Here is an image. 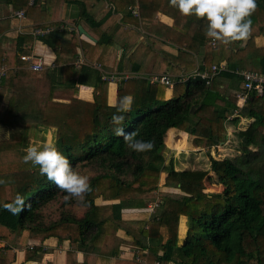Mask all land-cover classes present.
Listing matches in <instances>:
<instances>
[{
  "label": "trees",
  "instance_id": "16d2710c",
  "mask_svg": "<svg viewBox=\"0 0 264 264\" xmlns=\"http://www.w3.org/2000/svg\"><path fill=\"white\" fill-rule=\"evenodd\" d=\"M39 1L45 2L36 0L34 5ZM59 1L78 4L81 17H89L90 4H102V0ZM108 1L116 10H125L127 15L131 14L128 6L135 2ZM136 1L141 18L152 19L160 11L173 19L171 34L166 38L179 46L177 56L171 59L185 70L194 66L182 60L187 52L202 53L200 70L209 71L211 65L221 62L225 63L226 70L214 75L210 83L199 77L175 80L169 99L164 96L165 85L149 83L146 78H128L118 87L114 105L107 104V81L101 78L97 79L93 101L89 102L72 96L75 87L67 88L68 84L55 87L42 77L47 94L40 99L35 90L31 93V109H35L31 112L42 115L43 126L56 129L55 145L68 158L74 171L82 165L95 167L97 173L88 177L89 192L83 200L87 207L81 206V214L76 216L63 211L53 218L49 214L53 211L46 213L44 208L64 196L62 190L40 173L38 165L25 162L23 154L9 153L10 143L19 136L0 141L3 153L0 174L11 173L0 177V240L9 244L11 237L16 242H24L28 238L43 240L57 236L69 240L70 245L92 246V251L97 252V261L105 264H109V256H118L121 245L127 241L137 245L139 257H136L141 261L136 257L122 260L117 257L111 264H264V89L261 95L253 91L246 93L242 103L237 97L245 91L239 71L264 74V44L255 40L264 36V0H257L250 17V34L241 46H235L234 41L225 44L207 37L206 20L181 14L169 0ZM11 3L19 8L14 0ZM93 36L96 38L93 45L78 39L76 33L65 41L62 33L54 30L42 36L41 41L53 48L58 63L64 56L76 54L79 47L87 60L102 62L111 46V38L105 32ZM29 40L30 37L24 36L20 43ZM210 41L215 42L214 47ZM21 62L13 49L0 53V67L9 68L5 78L12 80L25 73L18 69ZM14 66L15 71L10 69ZM66 68L75 75L72 66ZM72 82H69L71 86ZM58 90L60 98L66 102L53 101ZM124 96H131L132 104L122 113L124 120L115 124L112 116L120 114L116 108ZM19 98L18 94L9 97L5 117L17 110ZM240 118L251 121L237 133L241 141L239 154L232 158L215 157L213 150H218V145L227 140L225 122L231 120L236 125L243 120ZM118 127L125 133H134L137 139L150 140L152 149L146 153L129 149L123 135L116 133ZM171 128L188 135L190 148H207V169L176 170L172 158L166 163L164 141ZM170 137L171 133L169 145ZM185 139L183 135V141L176 142L175 147L182 148ZM40 144L31 138L29 145L39 147ZM19 171L24 173L13 174ZM161 172H165V176L163 184L159 185ZM208 177L221 182L222 187L216 193L206 192ZM161 188L173 192L160 191ZM17 196L22 199L19 204ZM155 196L160 200L156 201L153 211L150 212L149 206L143 208L145 202ZM96 198L117 202L98 205ZM126 207L135 209L133 213H124ZM126 214L132 216L125 218ZM181 216L186 217V232L183 220L180 223ZM179 223L180 235L185 232L182 243L178 240ZM120 224L146 237L148 245L141 247L134 238L116 236ZM19 229L20 234H17ZM35 252L26 250L25 258ZM13 259L11 247L5 245L4 253L0 251V264H10Z\"/></svg>",
  "mask_w": 264,
  "mask_h": 264
},
{
  "label": "crops",
  "instance_id": "0c3cea01",
  "mask_svg": "<svg viewBox=\"0 0 264 264\" xmlns=\"http://www.w3.org/2000/svg\"><path fill=\"white\" fill-rule=\"evenodd\" d=\"M11 1L0 0V53L13 49L14 55L18 56L20 53L32 51L43 57L47 64L53 63V66L47 65L43 71L33 72L28 70L25 64L21 62L18 69L25 71V73L20 77L12 80L5 78L6 76L1 78L0 141L7 140L9 137L14 138L15 136H19L10 143L9 153L11 155H16L17 153L25 155L26 148L30 146L31 138L34 141H39L41 144L44 142H54L55 144L56 129L54 127L43 126L42 115L31 112L35 110L31 109V93L35 90L40 99L47 94L46 86L42 83L43 78L46 79L48 84L52 85L53 83L55 87L61 88L66 84H68L67 88L75 87L73 97L92 102L97 79H100L102 74L114 73L116 79L107 82L106 90L107 104L114 105L117 89L123 80L128 78L145 79L150 73L158 72L167 73L174 82L178 76L198 68L202 61V53L192 55L187 52L182 56V60L194 65L193 68L187 71L183 65L171 59V57H176L179 51V46L166 38L167 35L171 34L170 28L173 25V19L160 11L156 12L152 19L141 18L132 12L130 15H127L125 10L118 11L111 1L102 0V4L89 5V17H81V9L78 4L60 3L59 0H44L46 4L43 1H39L38 5H29L28 0H14V3L19 5V8H14ZM129 7L138 8L137 1L135 0L134 4L129 5ZM17 9L25 11V19L21 22L12 14ZM19 23L22 26L21 30L17 29ZM59 23L66 25L63 32H60L65 41H69L72 33H76L78 39H82L93 45L96 42L93 34L97 37L102 32L109 35L111 46L107 51L105 59L102 62H94L84 57L86 62L80 67H76L73 62L75 59H78L79 53H82L84 56V50L82 47H79L76 54L66 55L63 57L61 63L56 62V52L53 48L41 41L42 36L33 38L30 30L34 26L57 25ZM78 25L92 38L79 33L77 29ZM72 27H76L77 31L72 29ZM24 36L30 37V40L20 43V38L24 39ZM234 42L235 46L243 44L241 43L242 40ZM15 43H18L17 47ZM94 64H98L99 67H95ZM65 66H72L75 75L72 76L70 69H65ZM71 80L74 81V83L72 82L73 86L69 83ZM64 81H66L65 84H63ZM222 87L223 85L220 86V90ZM171 90L172 86L166 88L165 99H169L172 96ZM12 94L20 95V100L16 106L17 110H13L5 117L8 99ZM55 97L57 98H53V101L66 102V99L60 98L61 94L59 90ZM225 127H227V122H225ZM169 133H171L170 145L167 143L169 137H166L164 141L165 148L167 147V149L164 148L163 150L165 155L167 151L177 150L175 147L176 142H182L183 135L186 136L185 146L175 152V157L176 159L178 158L177 164L183 166L187 163L193 166V159L194 161L199 160L198 157L202 155H204L202 157L208 160L207 148L199 146L190 148L188 135L185 132L171 128L166 132L167 135ZM230 133L231 131H229V135ZM2 154L0 152V156ZM183 154V161H180L179 158ZM174 168L182 170L185 167L179 168L174 163ZM163 182L164 177L162 181L159 180V185H162ZM158 200H160V197H153V202L150 200L146 201L143 208L154 205ZM114 202L117 201H103L101 198L95 199V204L98 205ZM134 209V207H126L123 209V212L133 213ZM130 216L132 215L126 214L125 218ZM181 219L186 221V217L184 216H181L180 221ZM16 233L20 234V229ZM116 236L127 240L130 237L131 239L134 238L139 241L141 247L148 245L146 237L124 224H120ZM183 239L184 237L179 240V243H182ZM5 245H9L11 251L14 253V259L10 261V264H105V262L99 263L97 261V252L92 251V246L79 247L78 244L70 245L69 240L59 239L57 236H49L43 240L28 238L24 242H16L11 237L9 244L0 240L1 253H4ZM136 246L130 241L124 242L119 249L118 259L139 257V251ZM26 250H35L36 252L32 256L25 258ZM117 257L109 256V264L114 259H117Z\"/></svg>",
  "mask_w": 264,
  "mask_h": 264
},
{
  "label": "clouds",
  "instance_id": "9594fccd",
  "mask_svg": "<svg viewBox=\"0 0 264 264\" xmlns=\"http://www.w3.org/2000/svg\"><path fill=\"white\" fill-rule=\"evenodd\" d=\"M169 3L185 16L194 15L206 20L205 35L225 44L249 36L252 24L250 17L257 7V0H169ZM131 104V96L120 98L116 108L120 114H113V123L120 124L124 120L122 113L128 111ZM116 133L123 135L128 148L138 153H146L153 147L150 140L137 139L134 133H125L122 128L118 127ZM25 152L24 161L38 165L40 173L62 190L65 201L71 199L87 207L83 200L89 192V178L76 173L68 158L54 143L44 142L39 147L30 145ZM21 202V197L17 196L16 203Z\"/></svg>",
  "mask_w": 264,
  "mask_h": 264
},
{
  "label": "built area",
  "instance_id": "2783aa9c",
  "mask_svg": "<svg viewBox=\"0 0 264 264\" xmlns=\"http://www.w3.org/2000/svg\"><path fill=\"white\" fill-rule=\"evenodd\" d=\"M36 0H28L29 5H34ZM130 11L138 16V10L136 7H129ZM13 16L18 19L19 22H21L23 19H25V11L23 9H17L13 13ZM65 24L59 23L57 25H44V26H34L31 28L30 33L33 36V38H38L44 35L49 34L50 32L57 30L58 32H63L65 28ZM21 24L17 26L18 30H21ZM72 29L76 30V27H72ZM209 44L214 47L215 42L210 41ZM19 59L25 64V67L33 72H40L43 71L47 65H52L53 63L47 64L43 57L40 55L35 54L34 52H25L20 53L18 55ZM86 61L84 59V56L82 53H79L78 59H75L73 64L76 67H80L82 64H84ZM95 67H99L98 64H94ZM9 68L5 65H2L0 67V81L1 78L4 76L5 72ZM11 70L15 71L16 66L10 68ZM226 70V65L224 62H221L219 64H213L211 65L210 70H200L199 68H196L195 70L191 71L188 74L180 75L176 78L177 81L180 80H186L188 78H195L199 77L201 79H204L206 83H210L211 78L218 74L220 71ZM238 74L243 79V89L245 90L244 93L238 94L237 97L240 99V103L244 102L246 98V93L253 91L257 95H261L263 93L264 89V74L258 73L254 71H248V70H241L238 72ZM149 83H160L165 85L166 87H171L173 84V80H171L170 76L167 73H150L145 77ZM116 79V76L114 73H106L101 75V80L103 81H113ZM220 145H218L219 147ZM215 156V155H214ZM157 205V202L154 203V205H149L150 212L153 211V208ZM137 261H141L140 258L136 257ZM155 264H158V262H155Z\"/></svg>",
  "mask_w": 264,
  "mask_h": 264
},
{
  "label": "rangeland",
  "instance_id": "374dc122",
  "mask_svg": "<svg viewBox=\"0 0 264 264\" xmlns=\"http://www.w3.org/2000/svg\"><path fill=\"white\" fill-rule=\"evenodd\" d=\"M245 40H242L241 43H245ZM257 41V43L259 44H264V36L263 37H258L255 39ZM241 46V45H240ZM240 119H243V118H240ZM251 120L249 119H243V120H240L239 123H237L236 125H233L231 120H228L226 121L227 122V127H226V130H227V140L225 142H221V145L218 147V150H213L214 152V155L215 157L217 155H221V156H225V157H228V158H232V157H235L236 155L239 154V149H240V145H241V141H240V138L238 136V131L241 130V129H244L248 123L250 122ZM229 131H231L230 135H229ZM168 138L169 135H165V138ZM186 140V139H185ZM190 138H188V143L190 142L189 141ZM54 143V142H53ZM186 144V142H185ZM184 144V146H185ZM175 148V147H174ZM167 149V147L165 148ZM178 150V149H177ZM175 149L171 150V152L167 151V154L165 155L164 151H163V155L165 157V160H166V163L167 161L172 158L173 159V162L176 163V166L179 167V168H182V167H185L184 169H207L209 166V160H207L205 157H202L204 155H202L201 157H198L199 160L197 159L196 161H194L193 159V166H190L188 165L187 163H185L183 166L177 164V159L175 157V152L177 151ZM206 151V150H205ZM188 153V152H186ZM183 156H180V161H183ZM193 157V156H192ZM187 161V160H186ZM180 170V169H179ZM97 170L95 169V167H92V166H82V165H78L77 168H76V173L82 175V176H91L93 174H96ZM23 172H13L14 175H17V174H23ZM8 174H11V173H3V174H0V177L1 176H6ZM165 176V172H161L160 173V178L159 180L162 181L163 177ZM211 178V177H210ZM209 177L205 180V187H206V192L208 193H216V191H218L222 186H221V182L217 181V180H214V179H210ZM160 191H167V192H173V191H170V190H161ZM178 193V192H176ZM150 201H152V199H149ZM64 196H61L59 197L56 201H51L48 205L49 206H46L44 208V211L46 213L50 212L51 210L53 211V214L49 213L50 214V217L53 216V218L57 217L56 215H59L61 213L66 212V213H69L72 215H80L83 208L81 207V205L77 202V201H73V200H69L67 201V203H64ZM154 201V200H153ZM152 201V202H153ZM183 220V223H184V226H185V232H186V221L184 219H181V221ZM180 221V223H181ZM180 223L178 225V240H180L181 238H183L185 236V232L184 234L180 235L179 233V226H180Z\"/></svg>",
  "mask_w": 264,
  "mask_h": 264
},
{
  "label": "water",
  "instance_id": "95a60500",
  "mask_svg": "<svg viewBox=\"0 0 264 264\" xmlns=\"http://www.w3.org/2000/svg\"><path fill=\"white\" fill-rule=\"evenodd\" d=\"M77 29H78L79 33L87 36L88 38H92L85 30H83V28L80 25H78Z\"/></svg>",
  "mask_w": 264,
  "mask_h": 264
}]
</instances>
